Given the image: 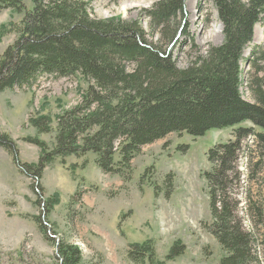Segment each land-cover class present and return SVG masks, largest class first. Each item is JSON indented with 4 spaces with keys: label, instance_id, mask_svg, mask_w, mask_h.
I'll return each instance as SVG.
<instances>
[{
    "label": "trees",
    "instance_id": "1",
    "mask_svg": "<svg viewBox=\"0 0 264 264\" xmlns=\"http://www.w3.org/2000/svg\"><path fill=\"white\" fill-rule=\"evenodd\" d=\"M186 1L160 0L145 10L152 28L166 42L160 45L148 38L140 21L96 18L82 0H33L32 8L23 0H0V10L23 13L12 25L16 40L0 55V92L32 87L42 75L80 74L91 82L82 101L57 116L53 148L38 136L26 138L41 148L37 163L20 161L8 133L0 132V144L13 153L20 171L34 179L47 218L59 199L56 194L43 200L40 180L57 157L65 163L69 156L92 152L104 173L130 178L132 161L146 145L172 133L199 137L210 129L233 127L234 138L208 153L212 169L205 176L212 222L207 228L225 251L220 264H261L256 238L244 225L233 191L241 182L238 161L243 142L253 137L264 157V77L256 79V86L249 85L254 102L241 91L244 50L254 38L256 24L264 21V0H212L225 40L180 67L172 46L179 32L186 31ZM253 58L254 68L262 71L264 65L258 64H264V49L256 47ZM247 122L254 126H245ZM31 124L38 134L53 130L46 115L32 118ZM171 180L168 175L166 181ZM57 246L63 264L81 263L78 246L64 241ZM185 248L177 241L163 259L155 241L148 239L131 244L127 255L134 264H168Z\"/></svg>",
    "mask_w": 264,
    "mask_h": 264
},
{
    "label": "rangeland",
    "instance_id": "2",
    "mask_svg": "<svg viewBox=\"0 0 264 264\" xmlns=\"http://www.w3.org/2000/svg\"><path fill=\"white\" fill-rule=\"evenodd\" d=\"M82 1L89 4L94 17L140 21L153 43L166 44L145 13L160 0ZM23 2L27 8L33 7V0ZM186 16V31L179 32L172 46L180 67H187L210 46L225 40L212 0H187ZM22 17L23 13L11 8L0 10V55L16 40L12 25ZM255 34L244 50L241 90L253 102L249 85L256 86V79L264 77V69L258 71L253 66V50L264 49V21L256 24ZM90 84L80 74L42 75L32 87L0 92V132L14 140L21 162L37 163L41 157V148L26 138L38 136L50 148L55 146L57 116L78 105ZM41 115L51 118V132L38 134L31 124L32 118ZM244 125L254 126L250 122ZM232 138L233 127L210 129L199 137L172 133L143 147L132 161L130 178L104 173L92 152L83 157L69 156L65 163L57 157L40 180L43 200L56 194L59 199L47 218L43 217L47 209L39 203L34 179L20 171L13 153L0 144V264H63L57 246L62 241L81 249L80 264H134L127 255L130 245L148 239L155 241L163 259L175 242L186 246L185 252L168 264H220L225 251L207 228L212 215L205 173L212 169L210 149ZM238 168L241 182L233 194L240 202L244 225L254 233L255 249L264 264V157L253 137L243 142ZM168 175L170 183L166 181Z\"/></svg>",
    "mask_w": 264,
    "mask_h": 264
},
{
    "label": "bare ground",
    "instance_id": "3",
    "mask_svg": "<svg viewBox=\"0 0 264 264\" xmlns=\"http://www.w3.org/2000/svg\"><path fill=\"white\" fill-rule=\"evenodd\" d=\"M222 28H223V27H221L220 35H221V33H222ZM255 37H256L255 40H257V39L259 38L258 34H255ZM245 55H247V52H245Z\"/></svg>",
    "mask_w": 264,
    "mask_h": 264
}]
</instances>
